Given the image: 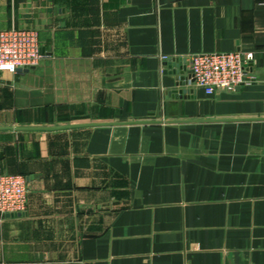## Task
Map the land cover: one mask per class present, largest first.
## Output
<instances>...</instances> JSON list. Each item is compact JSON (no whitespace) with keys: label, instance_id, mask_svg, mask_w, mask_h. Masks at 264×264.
<instances>
[{"label":"crops","instance_id":"1","mask_svg":"<svg viewBox=\"0 0 264 264\" xmlns=\"http://www.w3.org/2000/svg\"><path fill=\"white\" fill-rule=\"evenodd\" d=\"M11 28L44 58L0 82V264H264V0H0ZM235 51L250 84L171 96L164 57Z\"/></svg>","mask_w":264,"mask_h":264},{"label":"built area","instance_id":"2","mask_svg":"<svg viewBox=\"0 0 264 264\" xmlns=\"http://www.w3.org/2000/svg\"><path fill=\"white\" fill-rule=\"evenodd\" d=\"M44 58L40 34L34 28H11L0 30V72H16L31 69ZM255 58L253 52H211L199 53L185 58L170 59L180 64L189 83L202 88L208 95L217 91H234L250 84L254 79L248 67ZM170 70L171 64H167ZM188 73V75H186ZM28 202L27 179L21 175L0 173V215L16 214L26 210Z\"/></svg>","mask_w":264,"mask_h":264},{"label":"water","instance_id":"3","mask_svg":"<svg viewBox=\"0 0 264 264\" xmlns=\"http://www.w3.org/2000/svg\"><path fill=\"white\" fill-rule=\"evenodd\" d=\"M171 64L170 65V68L171 67H175L174 70H170L171 73H174L176 75V86H177V89L171 91V96H174L176 98H179V97H185L187 96L188 94V89H187V86L189 85V79H190V76H185L183 74V70H180V69H176V68H180V64L177 63V62H166V64ZM27 71H30V69H18L17 72H27ZM0 82H6L5 79L2 78V73L0 72ZM190 91V90H189ZM190 92H193V91H190ZM189 92V93H190ZM15 215H22V213H17V214H5V215H2L3 217H12V216H15Z\"/></svg>","mask_w":264,"mask_h":264},{"label":"rangeland","instance_id":"4","mask_svg":"<svg viewBox=\"0 0 264 264\" xmlns=\"http://www.w3.org/2000/svg\"><path fill=\"white\" fill-rule=\"evenodd\" d=\"M17 72V71H16ZM11 73H15V72H11Z\"/></svg>","mask_w":264,"mask_h":264}]
</instances>
